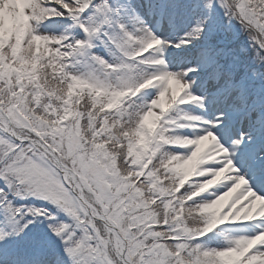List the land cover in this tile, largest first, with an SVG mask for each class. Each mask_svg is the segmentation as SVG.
<instances>
[{"label":"snow or ice","instance_id":"snow-or-ice-1","mask_svg":"<svg viewBox=\"0 0 264 264\" xmlns=\"http://www.w3.org/2000/svg\"><path fill=\"white\" fill-rule=\"evenodd\" d=\"M0 264H264V0H0Z\"/></svg>","mask_w":264,"mask_h":264}]
</instances>
